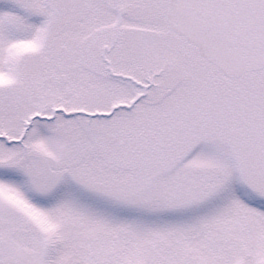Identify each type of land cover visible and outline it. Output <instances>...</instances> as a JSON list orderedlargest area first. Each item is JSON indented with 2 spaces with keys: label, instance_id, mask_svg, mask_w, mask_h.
I'll return each instance as SVG.
<instances>
[{
  "label": "snow or ice",
  "instance_id": "1",
  "mask_svg": "<svg viewBox=\"0 0 264 264\" xmlns=\"http://www.w3.org/2000/svg\"><path fill=\"white\" fill-rule=\"evenodd\" d=\"M0 264H264V0H0Z\"/></svg>",
  "mask_w": 264,
  "mask_h": 264
}]
</instances>
